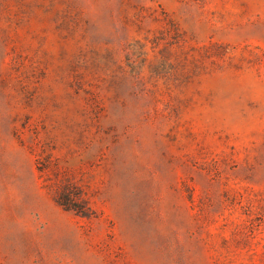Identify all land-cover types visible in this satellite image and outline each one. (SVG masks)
<instances>
[{
	"label": "rangeland",
	"instance_id": "obj_1",
	"mask_svg": "<svg viewBox=\"0 0 264 264\" xmlns=\"http://www.w3.org/2000/svg\"><path fill=\"white\" fill-rule=\"evenodd\" d=\"M0 264H264V0H0Z\"/></svg>",
	"mask_w": 264,
	"mask_h": 264
}]
</instances>
